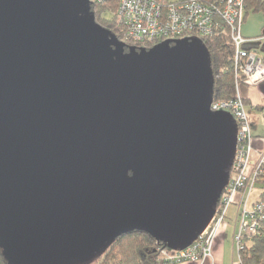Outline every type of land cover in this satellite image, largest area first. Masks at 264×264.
I'll use <instances>...</instances> for the list:
<instances>
[{
    "label": "water",
    "instance_id": "95a60500",
    "mask_svg": "<svg viewBox=\"0 0 264 264\" xmlns=\"http://www.w3.org/2000/svg\"><path fill=\"white\" fill-rule=\"evenodd\" d=\"M91 3L0 0L8 264H87L135 231L185 250L230 179L238 129L212 111L204 41L130 46L96 22Z\"/></svg>",
    "mask_w": 264,
    "mask_h": 264
},
{
    "label": "built area",
    "instance_id": "2783aa9c",
    "mask_svg": "<svg viewBox=\"0 0 264 264\" xmlns=\"http://www.w3.org/2000/svg\"><path fill=\"white\" fill-rule=\"evenodd\" d=\"M104 4L109 0H91ZM118 4L117 20L124 29V38L139 47L154 46L170 40L199 38L205 40L218 29V19L230 29L235 47L236 97L230 101L212 102V111L229 112L237 125V147L228 185L218 203L216 214L206 230L191 246L182 251L162 247L164 264L201 263L211 257L215 239L225 222L229 208L235 212L234 244L238 253L243 250L244 239L254 236L264 218V201L253 199L255 186L264 180V148L253 164L254 137L240 87L264 82V59L248 49L259 39H246L241 27L245 17L246 0H222L206 3L203 0H115Z\"/></svg>",
    "mask_w": 264,
    "mask_h": 264
},
{
    "label": "trees",
    "instance_id": "16d2710c",
    "mask_svg": "<svg viewBox=\"0 0 264 264\" xmlns=\"http://www.w3.org/2000/svg\"><path fill=\"white\" fill-rule=\"evenodd\" d=\"M160 1L171 2V0ZM203 1L206 3H220L222 0ZM250 9L254 11L264 9V0H246L245 15ZM117 10L118 4L115 0H109L104 4L94 2L90 4V11L99 25L110 30L121 42L130 46H137L124 38V29L117 20ZM108 14L113 16L112 19L108 18ZM230 33V29L221 19H218V29L215 30L212 36L203 40L210 54L214 77L213 102L230 101L236 97L235 47ZM262 38L263 36L258 39ZM151 47L153 46H147L148 49ZM248 49L255 51L256 47L251 45ZM244 102L247 105V101L244 100ZM231 173L232 170L230 175ZM258 183L261 185L258 198L264 201V180H260ZM161 249L162 245L153 237L135 231L119 237L94 261L87 264H164L160 254ZM239 256L240 264H264V218L258 225L257 233L251 238L246 237L244 239V247ZM0 264H8L1 249Z\"/></svg>",
    "mask_w": 264,
    "mask_h": 264
},
{
    "label": "crops",
    "instance_id": "0c3cea01",
    "mask_svg": "<svg viewBox=\"0 0 264 264\" xmlns=\"http://www.w3.org/2000/svg\"><path fill=\"white\" fill-rule=\"evenodd\" d=\"M240 91L244 100L247 101L246 107L248 113H252V115H249L250 119H252L251 116H253L255 117L254 120H257V122L260 123L259 128L256 129L255 132H253V136L255 138V150L252 156L253 158L251 163L253 164L257 159L260 150L264 148V82H261L254 86L242 84L240 87ZM234 206L235 207L231 206L230 208H233V212H236L237 205L234 204ZM233 212L231 215H233ZM231 215H229L228 213L225 222L220 227V230L214 242L211 257L205 259L201 263L187 262L182 264H239L238 253L234 244V233L236 231V225L235 220Z\"/></svg>",
    "mask_w": 264,
    "mask_h": 264
},
{
    "label": "rangeland",
    "instance_id": "374dc122",
    "mask_svg": "<svg viewBox=\"0 0 264 264\" xmlns=\"http://www.w3.org/2000/svg\"><path fill=\"white\" fill-rule=\"evenodd\" d=\"M171 1H177V0H171ZM107 16L110 19H112V17H113L110 14H108ZM263 31H264V9H259V11H254L253 9L248 10L246 12L245 19H244V22H243L242 27H241L242 36L246 39H258V38H261L263 36ZM262 39L264 40V38H262ZM263 44H264V42H263ZM263 44L261 43V45H259L258 48L255 50L256 54L262 58H264V52H263V47H262ZM245 106H247V105L245 104ZM246 110H247V107H246ZM247 113H248V111H247ZM249 115H252V113L249 112L248 116ZM251 118L252 119H250V116H249V119L251 122V130H252V134H253V132H255L256 129L259 128L260 123H258L257 120H254L255 117L251 116ZM255 122H257V123H255ZM263 123H264V119H263ZM262 126H263V124H262ZM254 140H255V138H254ZM260 186L261 185L259 183L256 184V186L254 188L255 194L253 196V199L257 198V196L260 192ZM232 207H235V206L232 205ZM232 212H233V208H230L228 211L229 215H231ZM231 216L235 220V211L233 212V215H231ZM236 228H237V225H236Z\"/></svg>",
    "mask_w": 264,
    "mask_h": 264
},
{
    "label": "flooded vegetation",
    "instance_id": "af4514ba",
    "mask_svg": "<svg viewBox=\"0 0 264 264\" xmlns=\"http://www.w3.org/2000/svg\"><path fill=\"white\" fill-rule=\"evenodd\" d=\"M260 41H261V43L263 44V42H264V40L262 39H260ZM262 47H263V45H262ZM258 48V46L256 47V49ZM264 49V48H263Z\"/></svg>",
    "mask_w": 264,
    "mask_h": 264
}]
</instances>
